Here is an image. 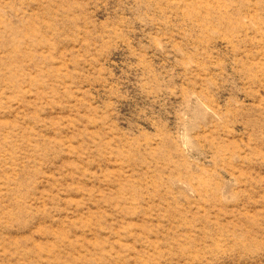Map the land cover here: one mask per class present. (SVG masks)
<instances>
[{
	"label": "rangeland",
	"instance_id": "rangeland-1",
	"mask_svg": "<svg viewBox=\"0 0 264 264\" xmlns=\"http://www.w3.org/2000/svg\"><path fill=\"white\" fill-rule=\"evenodd\" d=\"M0 264H264V0H0Z\"/></svg>",
	"mask_w": 264,
	"mask_h": 264
}]
</instances>
